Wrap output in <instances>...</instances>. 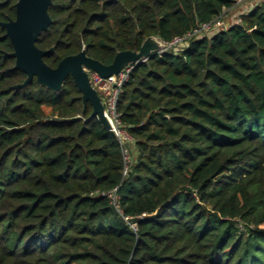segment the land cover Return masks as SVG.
Segmentation results:
<instances>
[{
    "label": "trees",
    "instance_id": "16d2710c",
    "mask_svg": "<svg viewBox=\"0 0 264 264\" xmlns=\"http://www.w3.org/2000/svg\"><path fill=\"white\" fill-rule=\"evenodd\" d=\"M234 3L52 0L36 45L53 47L51 67L83 46L110 64ZM240 18L131 70L117 101L133 140L126 173L71 76L58 92L35 77L11 87L26 74L3 56L13 47L0 27V264H264V0Z\"/></svg>",
    "mask_w": 264,
    "mask_h": 264
},
{
    "label": "water",
    "instance_id": "95a60500",
    "mask_svg": "<svg viewBox=\"0 0 264 264\" xmlns=\"http://www.w3.org/2000/svg\"><path fill=\"white\" fill-rule=\"evenodd\" d=\"M52 0H17L16 18L9 21H0V26L5 29V36L13 47L12 52H4L15 58L12 69H19L26 74L22 83L12 85L13 89L26 87L35 77L39 85L45 86L53 92H58L65 79L71 76L81 92L83 110L89 102L92 105L91 117H97L103 126L110 131V125L103 113L104 106L97 90L91 85L89 71H95L106 78L116 75L130 64L138 65L148 59L154 52L161 50V43L155 37L146 38L139 50H122L116 52L110 64H104L86 54L85 47L72 55L62 58L56 67L49 66L44 61V56L53 50L41 49L36 45L42 32L51 23L48 13ZM188 45L187 41L174 50L179 51ZM112 133V132H111Z\"/></svg>",
    "mask_w": 264,
    "mask_h": 264
},
{
    "label": "built area",
    "instance_id": "2783aa9c",
    "mask_svg": "<svg viewBox=\"0 0 264 264\" xmlns=\"http://www.w3.org/2000/svg\"><path fill=\"white\" fill-rule=\"evenodd\" d=\"M245 1L249 0H235L234 5L237 3H243ZM259 1L260 0H255V2H252V5H250L249 7L243 6L244 8H242L240 12H246L247 10H250L257 3H259ZM225 9L222 14H220L217 18L213 19L211 22L202 23L199 27L187 33L183 37H176L169 43H166L161 40L159 41L161 43L163 42L165 49L176 48L179 47L180 44L186 41V39L189 37H201L210 31L227 30L231 26L241 22V13L235 16V20L233 22L223 19L222 15L224 14ZM162 51L163 50H159L156 52L161 53ZM134 66V64H130L129 66L119 71L116 75H111L106 78L102 77L99 73L95 71H89V79L91 85L97 90L98 94L102 99V103L104 106L103 113L110 125V131L114 134V136L118 139L119 143L121 144L122 153L125 160L124 173L127 172V163L130 161V155L127 144L132 141V136L129 134V132L120 120V116L117 111V101L122 87L124 83L128 80L130 72L134 68ZM107 195L111 199V201L115 203L117 199L116 188L108 192Z\"/></svg>",
    "mask_w": 264,
    "mask_h": 264
},
{
    "label": "rangeland",
    "instance_id": "374dc122",
    "mask_svg": "<svg viewBox=\"0 0 264 264\" xmlns=\"http://www.w3.org/2000/svg\"><path fill=\"white\" fill-rule=\"evenodd\" d=\"M252 2L254 3L255 0H252V1L249 0V1H245L243 3H237L234 6H232L231 8L225 9L224 14L222 15L223 19H226V20H228L230 22H233L235 20L234 19L235 16L239 15V12L241 11V9L244 8L243 6L249 7L250 5H252ZM161 50H163V51L165 50L163 42L161 43ZM132 143H133V140L127 144L128 148H133L132 147L133 146ZM133 154H134V156H136V151L135 150H133L132 155Z\"/></svg>",
    "mask_w": 264,
    "mask_h": 264
},
{
    "label": "flooded vegetation",
    "instance_id": "af4514ba",
    "mask_svg": "<svg viewBox=\"0 0 264 264\" xmlns=\"http://www.w3.org/2000/svg\"><path fill=\"white\" fill-rule=\"evenodd\" d=\"M8 0H0V5H3L4 3H6ZM17 0H14L13 2V5H14V8H15V17L14 18H11V19H15L16 18V7H15V4H16ZM50 7V6H49ZM9 19V20H11ZM7 20V21H9ZM3 22H6V21H3ZM1 27V26H0ZM2 28V27H1ZM4 29V28H3Z\"/></svg>",
    "mask_w": 264,
    "mask_h": 264
},
{
    "label": "crops",
    "instance_id": "0c3cea01",
    "mask_svg": "<svg viewBox=\"0 0 264 264\" xmlns=\"http://www.w3.org/2000/svg\"><path fill=\"white\" fill-rule=\"evenodd\" d=\"M241 12H239V14H240Z\"/></svg>",
    "mask_w": 264,
    "mask_h": 264
}]
</instances>
